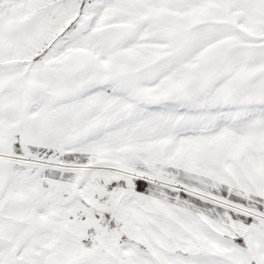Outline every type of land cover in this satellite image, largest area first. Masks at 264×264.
I'll return each mask as SVG.
<instances>
[{"label":"snow or ice","instance_id":"snow-or-ice-1","mask_svg":"<svg viewBox=\"0 0 264 264\" xmlns=\"http://www.w3.org/2000/svg\"><path fill=\"white\" fill-rule=\"evenodd\" d=\"M0 264H264V0H0Z\"/></svg>","mask_w":264,"mask_h":264}]
</instances>
